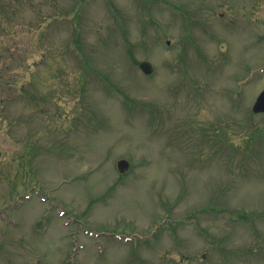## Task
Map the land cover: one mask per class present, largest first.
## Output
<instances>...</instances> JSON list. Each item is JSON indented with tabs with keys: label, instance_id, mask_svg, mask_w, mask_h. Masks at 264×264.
<instances>
[{
	"label": "rangeland",
	"instance_id": "obj_1",
	"mask_svg": "<svg viewBox=\"0 0 264 264\" xmlns=\"http://www.w3.org/2000/svg\"><path fill=\"white\" fill-rule=\"evenodd\" d=\"M263 88L264 0H0V264H264Z\"/></svg>",
	"mask_w": 264,
	"mask_h": 264
},
{
	"label": "water",
	"instance_id": "obj_2",
	"mask_svg": "<svg viewBox=\"0 0 264 264\" xmlns=\"http://www.w3.org/2000/svg\"><path fill=\"white\" fill-rule=\"evenodd\" d=\"M140 68L143 70L145 73H149L152 71V66L149 62L144 61L139 64ZM259 96L256 97L253 105H252V110L254 112H262L264 111V89L258 94ZM128 162L125 159H119L117 161V168L119 171H124L125 169L128 168Z\"/></svg>",
	"mask_w": 264,
	"mask_h": 264
}]
</instances>
